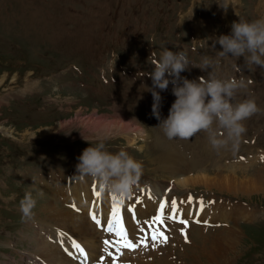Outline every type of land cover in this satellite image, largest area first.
Masks as SVG:
<instances>
[{
	"label": "rangeland",
	"instance_id": "obj_1",
	"mask_svg": "<svg viewBox=\"0 0 264 264\" xmlns=\"http://www.w3.org/2000/svg\"><path fill=\"white\" fill-rule=\"evenodd\" d=\"M227 2L230 5L225 10L217 0H0V264L41 261L49 264L50 258L41 259L37 252L38 243L44 245L48 241V236L42 234L44 230L49 232L44 222L49 216L47 207H42L44 199L60 197L61 190L55 186L68 189L65 185L69 182L74 185L76 180L82 181L77 170L62 169L66 160L61 155L72 150L75 156L71 162L77 165L83 152L77 147L95 146L100 140L107 144L109 152L123 149L144 166L126 213V210L122 212L125 199L120 202V215L123 227L127 221L133 226L127 233L128 239L137 242L142 236H150L154 244L149 242L139 249L124 250L132 255L123 260L119 258L123 248L116 243L120 237H113L114 242L107 246L104 242L108 235H105L100 238L102 249H110L114 254L119 251L117 264H205L204 255L206 251L210 255L214 245L207 243L204 250L203 245L200 247L203 239L214 231L217 236L232 228L238 238L233 249L228 250L229 262L225 264H264V69L253 66L249 70L243 57L230 54L221 57L219 52L223 49L216 42L221 35L231 34L234 22L264 18V0ZM164 50L184 51L195 65L204 58L212 59L214 64L218 61L214 68L218 78L235 77L249 82L247 93L242 91L237 100L254 98L262 111L244 122L247 132L243 137L247 141L253 137L261 149L243 142L242 138L235 153L216 152L205 133L189 141L168 140L164 136L158 127L161 121L152 113V80L147 75L154 70V61L160 59ZM211 71L190 65L181 76L199 82ZM172 87L170 83L166 91L156 89L162 97L161 119L167 118L176 99ZM119 119L129 124L126 133L115 128L97 130L94 125L101 120ZM136 129L143 132L137 133L134 136L137 139L130 144L129 137L132 138ZM169 156H173V163L166 161ZM51 164L56 168L48 167ZM58 174L65 182H60ZM85 178L88 183H96ZM182 180H188L187 184L180 183ZM154 187L163 192L165 199L159 193L160 198L152 194ZM26 192H31L37 201L31 220L22 219L20 211V200ZM139 193L145 194L147 200L153 198L156 204L169 201V205L171 201L186 203L193 199L206 203L216 198L218 202L214 205L222 204L226 216L205 226L201 221L189 225L183 206L177 214L176 210H163V213L167 211L163 222L151 223L161 214L160 208L155 209L151 202L148 214L136 215L137 207L141 205L145 209L138 199ZM168 212L187 221H175L183 226L179 247L172 254L168 252L167 259L161 257L159 250L157 255L142 260L141 256H147L143 249L152 251L160 243L152 239L153 233L146 231L148 227L152 231L156 229L155 234L163 232L166 236L165 231L170 232V225L175 223L167 219ZM194 215L191 213L190 220H194ZM97 227L99 232H104L103 223ZM200 227L207 230L194 233ZM65 244L64 256L81 264L74 259L80 254L74 244L72 247ZM34 255L37 257L32 262ZM97 255L91 259L87 254V259L101 263V256Z\"/></svg>",
	"mask_w": 264,
	"mask_h": 264
},
{
	"label": "clouds",
	"instance_id": "obj_2",
	"mask_svg": "<svg viewBox=\"0 0 264 264\" xmlns=\"http://www.w3.org/2000/svg\"><path fill=\"white\" fill-rule=\"evenodd\" d=\"M217 3L225 10L230 5L227 0H217ZM216 42L222 46L221 57L229 54L243 57L249 70L253 66L264 69V18L234 22L231 34L221 35ZM217 64L218 61L214 64L212 59L204 58L199 65H195L184 51L164 50L160 59L154 61V70L147 74L152 80V113L161 121L158 127L168 140L189 141L199 133H205L213 150L235 153L247 132L244 122L262 110L254 98L237 100L242 91H247L249 82L235 77L218 78L214 75ZM190 65L201 70L211 68L212 71L207 78L201 77L199 82L189 80L181 73ZM170 83L176 99L167 118L161 119L160 91H166ZM78 160L76 170L81 179L91 177L101 193H109L121 200L133 194L144 171L142 162L123 149L109 152L103 140L85 148ZM11 198L14 199L15 195ZM36 204L31 192H26L20 200L22 219L34 218Z\"/></svg>",
	"mask_w": 264,
	"mask_h": 264
},
{
	"label": "bare ground",
	"instance_id": "obj_3",
	"mask_svg": "<svg viewBox=\"0 0 264 264\" xmlns=\"http://www.w3.org/2000/svg\"><path fill=\"white\" fill-rule=\"evenodd\" d=\"M127 120H129V119H127ZM94 125H95V127H96L97 130L99 128H103V129L108 128V130L111 129V128L112 129L115 128L117 130L120 129V132H122V131L124 132L125 131L124 133H126V131L130 130L129 124L127 122H123V120L122 121L121 120L120 121H111V122H107L105 120H101V121L96 122ZM142 132L143 131L141 129L133 130V132H132L133 133L132 138L129 137L130 144L134 143L135 140L137 139L134 136L137 133L141 135ZM169 157H168V160H166V159L165 160L173 163V158H171L173 156H171L170 158ZM163 158H164V155H163ZM166 163H167V165L169 164L168 162H166ZM180 163H181V161L179 160V163L178 162L176 163L177 166H179ZM203 178L204 177H202V179ZM81 180L82 181L76 180V182H75L74 185H70L71 183H69L68 185H65V187L68 186V189L63 188L61 186H55L54 187L55 189H59L60 188V190H61V192H58V195L60 194V197H58V196L57 197H54V200L48 199V198H45L44 199L45 205H42V207L44 208V206H46L47 207V211L46 212L49 213V216L46 218L47 221H44V222L45 223L47 222V230L46 231H49V232H45V230H44V231H42V234L48 236V241H46V243L44 245L39 242L38 245H39L40 249L38 248L39 251H37V252L39 253L38 256L41 259L50 258L49 261L47 260V262L49 264H53V263H57V262H58L57 264H75V263L71 262L69 259H67L64 256L65 253H63L62 250H64V248H65V245H66L65 243L72 244L71 246H68V247H72L73 244H78V242L80 243L79 245L82 248L85 249L86 253L89 256H91V259H92V256H95V255L98 254L99 256H101L100 258H101V262L102 263L105 262L106 264H113V262L110 263V261H109L110 259H113V258L110 257V256H108V253L110 252L109 251L110 249L108 248L109 250H106V251H104V249H102L103 243L101 242V239L100 238H104V236L107 235V233L113 234V232H109V231L106 230V228H107V221H108V219L111 218L113 203L114 202H117V201L120 203L123 200H121V199H119V198L116 197L117 198V201H114L113 200V197H115V196H112L111 194L106 193V192L105 193H101L100 192V189H99V186H98L97 183L91 184V183H88V182L84 181L83 179H81ZM198 181H200V180H198ZM187 182H188V180H182L180 183H183L185 185V184H187ZM201 182H202V180H201ZM205 182L206 181H204V183ZM158 187H160V186H158ZM94 188L101 193V196H100L99 199H97V197L93 193V189ZM151 192H152L153 195H155L157 197L159 196L158 193H160V192H158V189L156 187L151 188ZM141 193H144V191L141 192ZM141 193L137 194V196H138V199L141 200L140 201V204H142L145 209H143L142 206L140 205L139 207H137L135 209L136 215L148 214L150 212V210H151V208H149V207L152 204L154 205L153 207H155V209L158 208V206H160V204H156L155 201H153V198H150V200L149 199L147 200V197L145 196V194H141ZM133 194H135V193L133 192ZM169 194H171V192ZM165 195H167V194H165ZM49 196H52V195L50 194ZM160 196H163L162 197V200H163L164 195H163V192L162 191H161ZM131 197L132 196H130L129 198H125V200H124L125 203L123 205L122 212H124L126 210V207L130 206V198ZM60 199H61L62 202L60 201ZM58 200H59V204H56V203H58ZM49 201H51V203L48 205L47 203ZM52 202L53 203L56 202V203L53 204ZM151 202H152V204H151ZM167 202H168V204L164 208V210L172 211L173 212L175 210L177 211L178 208L179 209L183 208V206H184L185 208H183V213L185 214V218L187 219V221L189 220V221H191L193 223H196V224L198 222H200V221H203V220L204 221H207L209 223H216L217 220H218V218H221V217L226 216L225 213H222L223 208H224L222 206V204H215L213 206L211 204L199 202L198 200L190 199L186 203L184 201L181 202V203H178L179 201H176V208L173 209L172 204L170 203L171 205H169V201H167ZM72 205H75V207H73ZM43 208H41L40 210L44 211ZM179 209H178V211H179ZM144 210H145V213H144ZM81 211H83L82 216L80 215V212ZM90 211L91 212H94L97 215V217H98L99 220H100V218H103V221L101 223H103L105 225L104 232H99V230H98L99 227H97V224L94 223V220L92 218H89ZM178 211L176 212V214L178 213ZM126 212H127V210L125 211V213ZM191 213L192 214H195L192 217V219H194L195 221L194 220L193 221L190 220ZM44 219H45V217H44ZM139 220H141V219H139ZM125 224H126V227H124V229L127 231V233H129V231L133 229V226L131 225L130 221H127ZM149 224H150V222H149ZM173 224L178 225L176 222L173 223ZM129 225H131L130 228H129ZM227 225H228V223H227ZM141 226H142V223H141ZM167 226H164V227L167 228ZM152 227H154V226H152ZM148 228H149V230H146V229H143V230H146L147 232L148 231H151L152 233H154L155 230H156V229H153V231H152V229L150 228V226ZM168 229H169V227H168ZM41 230H43V229H41ZM203 230H207V229H205V227H203V228L200 227L199 229L194 230V233L196 232V234H200V233L203 232ZM181 231L178 232V237H176V238H173L172 237L173 239H171V240H170L171 236L168 235V234H171V233L168 232V231H165V232H167L166 234L169 237V239H168L169 240V243L168 242H162L161 240H157L160 243L159 244L156 243V245H154V250H152V251H148L146 249H143L142 250V251H144L143 253H146L147 252V256L146 255L145 256H141V259L144 258V257H145V259L151 258V256L157 255L158 252H159V250L162 251V252H159L160 254H162V256H161L162 258H164V259L169 258L170 253L173 250H176V248H178L179 245H180V242H181L180 240H182V239H181V236L179 235V233ZM51 234L53 235L52 237H51ZM216 234H217V231H214L211 234H207V236L203 239V242H202V244L200 246V247H202V245H203V247H204L203 249L206 250L205 249V246H206L207 243H213V245H214V247L212 248L211 254L208 255L207 254V251H206V253L204 255V257H205V261L204 262H206L205 264H225V263L229 262V261H227V258H226L227 255L226 254L229 253L228 250L233 249L234 245H236V241H237V238H238V234H237V232L233 228L230 229V230H226L224 232H221L220 235L215 236ZM113 236H114V238H115V236L116 237H119L115 232H114ZM130 238L131 237H129V239ZM149 238H150V236H147L145 238L142 236L141 237V240L146 239L147 240V245H148L149 242L151 244H154L153 242H151V240H149ZM196 239L197 240L198 239L200 240V237H197ZM130 240L131 241H134V238H132ZM173 240H174L173 243L175 245H172V241ZM198 242H200V241H198ZM151 244H149V246ZM141 246H142V244L138 247V249ZM168 247H171L172 250L171 251H168V250L166 251V249H168ZM111 248H113V247H111ZM159 248H161V249H159ZM100 249H102L101 250L102 251L101 254H100ZM132 250L133 249H131L130 251H132ZM155 250H158V251L153 252ZM185 250H186V248H185ZM189 250H190V248H189ZM120 251H121V249H120ZM122 251H123V253L121 254V257H119V258H128L129 255H132L131 253L129 254L128 251H125V252H124V250H122ZM168 252H170V253H168ZM187 252H188V249H187ZM138 253H139V250H138ZM182 253H184V252H182ZM114 256L117 257L116 252H115ZM33 257L36 258L37 255H34ZM181 257H182V255H181ZM98 262H100V261H97L96 264H101V263H98ZM137 263L144 264V263H141V262H137ZM40 264H44V263H42V261H41ZM151 264H152V262H151ZM194 264H196V263H194Z\"/></svg>",
	"mask_w": 264,
	"mask_h": 264
},
{
	"label": "snow or ice",
	"instance_id": "obj_4",
	"mask_svg": "<svg viewBox=\"0 0 264 264\" xmlns=\"http://www.w3.org/2000/svg\"><path fill=\"white\" fill-rule=\"evenodd\" d=\"M93 193L97 197V199L100 198L101 193L98 190H96L95 188L93 189ZM113 200L117 201V198L113 197ZM167 204H168L167 201L161 202L160 209H159L161 214L154 217L151 223H162L163 222V210L167 206ZM171 204H172L173 209H175L176 208V202L171 201ZM72 206L75 207V205H72ZM120 207H121V205L118 201L113 203L111 218L108 219V221H107L106 230L109 232H115L120 237V240L117 243L122 248L135 249L136 247H139L141 244H143L144 246H147V240L146 239L141 240V241H137L135 243L128 239L127 231L123 227V218L120 215ZM177 211H178V209H177ZM90 216L96 222V224L98 226H100L101 222L98 219L97 215L94 212L90 211ZM169 218L177 219L178 217L175 214H173ZM180 222L186 223L187 221L181 220ZM152 239L153 240H161L162 242H166L167 237L163 234V232H160L159 235H156L155 233H153ZM104 243L106 245H111L112 242L106 240ZM74 247L81 253V255H83L85 257V260H87V253L85 252V250L79 244H74ZM69 255H71V253H69ZM108 256L113 258V264H117L118 257L114 256V254L111 252L108 253ZM101 264H102V262H101Z\"/></svg>",
	"mask_w": 264,
	"mask_h": 264
}]
</instances>
